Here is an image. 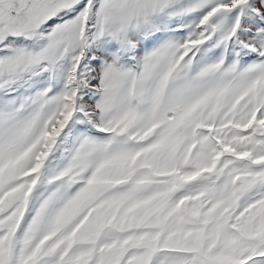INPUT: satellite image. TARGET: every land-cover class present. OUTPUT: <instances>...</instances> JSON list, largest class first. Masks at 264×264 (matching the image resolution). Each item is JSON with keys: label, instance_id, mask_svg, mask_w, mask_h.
Segmentation results:
<instances>
[{"label": "snow or ice", "instance_id": "6c2138e0", "mask_svg": "<svg viewBox=\"0 0 264 264\" xmlns=\"http://www.w3.org/2000/svg\"><path fill=\"white\" fill-rule=\"evenodd\" d=\"M0 264H264V0H0Z\"/></svg>", "mask_w": 264, "mask_h": 264}]
</instances>
